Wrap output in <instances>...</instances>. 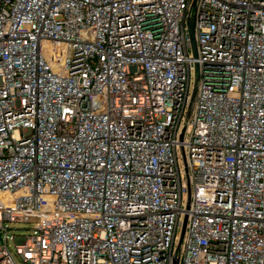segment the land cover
<instances>
[{
	"label": "built area",
	"instance_id": "built-area-1",
	"mask_svg": "<svg viewBox=\"0 0 264 264\" xmlns=\"http://www.w3.org/2000/svg\"><path fill=\"white\" fill-rule=\"evenodd\" d=\"M0 264H264V0H0Z\"/></svg>",
	"mask_w": 264,
	"mask_h": 264
},
{
	"label": "rangeland",
	"instance_id": "rangeland-1",
	"mask_svg": "<svg viewBox=\"0 0 264 264\" xmlns=\"http://www.w3.org/2000/svg\"><path fill=\"white\" fill-rule=\"evenodd\" d=\"M179 165H181V159L178 158ZM4 226L8 228V244L9 250L14 255V236L15 235H30L35 223L33 220L30 222H5Z\"/></svg>",
	"mask_w": 264,
	"mask_h": 264
},
{
	"label": "water",
	"instance_id": "water-1",
	"mask_svg": "<svg viewBox=\"0 0 264 264\" xmlns=\"http://www.w3.org/2000/svg\"><path fill=\"white\" fill-rule=\"evenodd\" d=\"M189 33H190V38L192 41L193 48H195V42H194V25L192 22H189ZM196 91V87L194 88V92Z\"/></svg>",
	"mask_w": 264,
	"mask_h": 264
}]
</instances>
